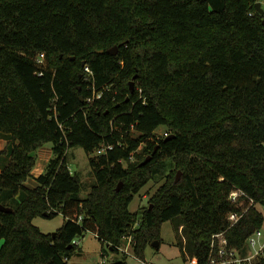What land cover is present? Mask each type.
Listing matches in <instances>:
<instances>
[{"label":"trees","instance_id":"obj_1","mask_svg":"<svg viewBox=\"0 0 264 264\" xmlns=\"http://www.w3.org/2000/svg\"><path fill=\"white\" fill-rule=\"evenodd\" d=\"M258 1L0 0V139L7 142L0 150V204L13 209L0 212V264H68L85 232L117 254L132 237L144 259L149 245L161 243L162 225L175 218L198 264L221 232L245 252L247 239L264 226ZM115 46L117 55L109 54ZM83 63L102 92L92 103ZM161 126L174 138L158 139ZM46 144L53 157L29 188L36 152ZM102 145L114 149L94 156ZM74 147L93 155L95 184L86 197L69 170ZM133 155L138 161L131 163ZM167 160L173 173L141 212H131L135 195ZM236 189L254 204H232ZM245 210L230 227L228 215ZM59 214L65 223L55 235L33 225L36 217ZM121 254L107 264H128Z\"/></svg>","mask_w":264,"mask_h":264},{"label":"rangeland","instance_id":"obj_2","mask_svg":"<svg viewBox=\"0 0 264 264\" xmlns=\"http://www.w3.org/2000/svg\"><path fill=\"white\" fill-rule=\"evenodd\" d=\"M165 131H167L166 128L161 126L156 130V133L163 134ZM4 146L5 142L0 140V150H3ZM44 147L46 149L43 150L39 157L44 156L45 154L48 156V153H50V151L47 149H50L51 145L46 144ZM44 147L40 149H43ZM142 153L143 148L140 147L136 155H141ZM136 155H133L131 158V163L138 161V157ZM90 157H93V155H88L81 147H74L68 152L70 170L72 173H77L82 181V197H86L91 190V186L95 184L94 174L89 162ZM123 165L127 167L128 163L125 161L123 162ZM0 166L3 165L0 163ZM174 170L175 169L172 162L167 160L165 168L158 175H156L155 178L151 180L137 195H135V198L129 207L130 211L141 212L143 208L147 206L149 198L166 182ZM258 209L264 214V206H259ZM64 223L65 218L62 214H59L54 219L36 217L33 220V225L38 227L45 234L55 233ZM176 225L177 218L165 222L162 225L160 246L155 248L152 245H149L146 248L144 255V260L146 262L150 264H197L191 246L188 245L187 239L184 236L178 234ZM262 233L264 239V226L262 228ZM77 242L78 246L76 251L69 258L68 264L112 263L115 260L121 259L122 257L121 253H114L111 251L112 249H109L106 244L103 245L97 235L92 232H85L83 237L77 239ZM123 247L129 249V252H132L128 245L124 244ZM102 254L105 256L103 257ZM127 262L128 264H141V260L135 257V255L132 253L128 255Z\"/></svg>","mask_w":264,"mask_h":264},{"label":"built area","instance_id":"obj_3","mask_svg":"<svg viewBox=\"0 0 264 264\" xmlns=\"http://www.w3.org/2000/svg\"><path fill=\"white\" fill-rule=\"evenodd\" d=\"M257 3H261V7L264 11V0H259ZM44 57H45L44 54L40 55L38 59V62L40 64L44 63ZM38 74L42 75V72H39ZM82 78L84 79L88 90L91 91L92 93L87 100L88 103H92L94 100L100 99L102 97V92H98L96 90L95 75L93 70L88 65H84V72ZM60 127L62 129V126ZM156 134L158 139L169 137L168 131H165L163 134H158V133ZM113 149H114V145H107V146L102 145L98 149H96L94 156L106 155L109 151ZM69 170H70V166H69ZM242 198H246L247 200L245 199L242 201L241 200ZM229 200L232 204H235L238 207L244 206L246 201H248L250 205L254 204V201L250 199L246 195V193L237 189L230 194ZM245 212L246 210L243 213L233 212L229 214L228 221L230 222V227L238 223L240 219L243 217ZM81 219L82 218H80L79 220L81 221ZM125 240H126L125 244L131 248L132 252H129V249L123 247L124 244L121 247H119V251L125 255L127 254V256L130 255L131 253L135 255L133 251V246H134L133 238L128 237L125 238ZM73 243L78 246L77 240H75ZM135 257L137 256L135 255ZM137 258L140 259L139 257ZM261 259H264V239H263L262 229L254 232L247 239L245 252L241 249L230 247L226 237V232H221L218 234H214L212 236L210 249L205 264H255L256 262L261 261ZM140 260H141V264H150L146 262L144 259H140ZM196 263L198 264L197 261ZM102 264H107V263H102Z\"/></svg>","mask_w":264,"mask_h":264},{"label":"water","instance_id":"obj_4","mask_svg":"<svg viewBox=\"0 0 264 264\" xmlns=\"http://www.w3.org/2000/svg\"><path fill=\"white\" fill-rule=\"evenodd\" d=\"M255 8H256L257 12L260 15H263L264 14V11H263V9L261 7V3H256ZM263 25H264V20H263ZM118 51H119V48L117 46H115L112 49L108 50V53L111 54V55H117ZM100 52L102 53L103 51H100ZM84 65L85 64L83 63V66ZM136 77H137V75L135 76V78ZM134 87H135V81L133 80L130 83V90H131L132 93H134ZM172 138H174L173 135H171L170 137H168L166 140H169V139H172ZM151 159H152V156H149L147 159L144 160L143 164H147ZM180 176H181V173L179 172L178 175H177L176 183L179 182ZM121 187H122V184H120L117 187L116 191L119 192L120 189H121ZM0 212L11 213V212H13V209L10 208V207H6L3 204H0ZM55 233H53V235H55ZM152 246L155 247V248H158L160 246V242L159 241H154L152 243Z\"/></svg>","mask_w":264,"mask_h":264},{"label":"crops","instance_id":"obj_5","mask_svg":"<svg viewBox=\"0 0 264 264\" xmlns=\"http://www.w3.org/2000/svg\"><path fill=\"white\" fill-rule=\"evenodd\" d=\"M0 140L4 141L5 142V146H6V144H7L6 140H3V139H0ZM5 146H4V148H5ZM45 149L46 148L44 147L43 149H40L37 152V163H36L35 169L32 172L33 177L31 179H29L27 182H25V186H27L29 188H35L37 186V182L35 181V179L45 172L46 167H47L49 161L52 158V150H51V148L47 149V150L50 151V153H48V156L45 154L44 156H40L39 157V155Z\"/></svg>","mask_w":264,"mask_h":264}]
</instances>
